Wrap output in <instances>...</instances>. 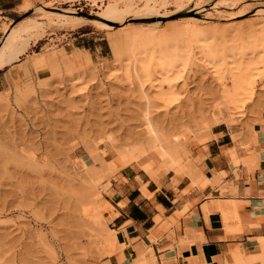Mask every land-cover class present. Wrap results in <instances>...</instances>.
Segmentation results:
<instances>
[{
	"label": "rangeland",
	"instance_id": "1",
	"mask_svg": "<svg viewBox=\"0 0 264 264\" xmlns=\"http://www.w3.org/2000/svg\"><path fill=\"white\" fill-rule=\"evenodd\" d=\"M116 1L124 4L118 0H0V43L11 28L19 32L7 49V56L17 55V60L0 69V264H107L108 256L123 248L136 250L129 261L133 264L138 258V244L133 242L139 239L118 241L107 213L111 207L103 211L104 227L96 221L94 187L100 189L99 199L107 202L112 184L125 181V171H143L142 165L153 161L160 177L154 181L169 178L177 186L187 177L191 185L184 192L194 186L214 188L213 180L197 166V152L210 139L212 127L222 122L232 130L236 143L245 141L257 161V143L264 153V74L249 70V77L255 78L252 98L240 110L233 103L239 67L264 57L263 51L253 52L254 39L237 32L232 38L229 32L228 55L225 63L220 60L223 66L197 44L187 48V36L169 32L165 37L169 25L185 22L249 27L264 20V0H155V13L148 16L139 9L144 6L140 2L130 21L77 28L41 9L88 16L102 13ZM191 14L195 16L185 18ZM151 18L158 21L154 26L159 33L151 44L135 45L125 38L127 33L119 32L123 26L125 31L144 29ZM30 20L40 27L28 33ZM117 35L122 47L116 52L111 38ZM97 45L102 48L96 49ZM180 45L184 49L179 50ZM174 48L185 50L189 61L187 65L177 62L171 72L168 62L176 53ZM78 54L89 56L91 62L76 66ZM260 66L264 69V61ZM224 105L226 117L220 111ZM146 112L171 147L181 150V165L194 163L195 183L161 163L154 151H148L149 158L140 166L119 161L124 152L146 139ZM234 150L236 146L229 149L231 158ZM229 192L224 185L217 194ZM223 216L224 221L230 220ZM108 233L116 237L112 249L104 241ZM147 248L145 244L137 264H159Z\"/></svg>",
	"mask_w": 264,
	"mask_h": 264
},
{
	"label": "crops",
	"instance_id": "2",
	"mask_svg": "<svg viewBox=\"0 0 264 264\" xmlns=\"http://www.w3.org/2000/svg\"><path fill=\"white\" fill-rule=\"evenodd\" d=\"M258 144V167L255 165L249 170L244 163L236 166L229 149L236 146L241 158L249 157L245 141L236 143L226 123L215 124L210 139L197 152V166L213 180L214 188L211 185L204 189L194 186L184 192L191 185L187 177L175 186L169 178L157 182L141 170L125 171V181L114 182L106 195L114 208H109L107 213L112 216L110 223L117 231L118 241L125 237L143 239L153 249L151 258L156 257L159 264L231 263L232 249L238 246L245 256L254 255L248 258L249 261H256L257 257L263 260L246 264H263L258 237H264V153ZM224 185H228L230 192L223 196L217 194ZM210 194L215 196L209 197ZM223 215L230 219L227 224ZM158 220L161 223L158 224ZM150 234H156L157 241L154 242ZM139 240L133 242L138 244V258L133 264H137L145 253V244ZM123 250L130 257L120 261L116 254L111 255L107 264H129L137 255L135 249Z\"/></svg>",
	"mask_w": 264,
	"mask_h": 264
},
{
	"label": "bare ground",
	"instance_id": "3",
	"mask_svg": "<svg viewBox=\"0 0 264 264\" xmlns=\"http://www.w3.org/2000/svg\"><path fill=\"white\" fill-rule=\"evenodd\" d=\"M118 1H121L122 4L123 3L124 4L120 5V2H117V1L113 2V3H109L102 13H99L96 15H88V16L80 14V13H76V12H71L69 10H59V9H55V8L50 9L48 6H47L48 8L41 7V9L44 10L45 12L51 13L52 16L56 17V19L72 26L73 28H77V27L85 25V24L88 25L89 23H93V24H97V25L110 26L113 23H122L124 21L125 22L130 21L133 18L131 17L129 19L128 17L130 16V14L133 13V11L135 10L136 7H137L136 10H138V6H139L140 2H144V6H143V8L141 7L139 9L140 10L142 9V11H144V13H146L147 16L152 15V14L154 15V13H155V10H154L155 6L153 5L154 8L152 6V1L154 3L155 0H118ZM190 12L191 11L189 10L188 13H190ZM192 13H193V11H192ZM194 16H195V14H191V15L186 16L185 18H193ZM149 23H150V25L147 26L146 28L144 27V29L128 28L127 31L123 30V29H126V26H123L125 28H122L123 31L120 30L119 32H121V34L123 32L124 35L127 33L128 36L125 35L126 36L125 38H128L129 42H134L135 45L137 44V42L139 43L142 41L143 42L148 41V43L147 42L146 43L151 44L152 41H150V40H154L157 37V35H159V33L156 32V27L154 26L155 24L158 23V21L152 20V18H151ZM107 26H105V27L108 28ZM27 27L28 28L25 31L30 33V32H32L33 29L39 28L40 25L37 24V22L35 20H30ZM263 30H264V20L262 22H258V23L255 22L253 24H250L249 27H244V26L243 27L242 26L241 27H238V26L237 27H223V26L222 27H218V26L209 27V25L203 26L202 24H200L199 22L196 21V22H191V23L185 22L182 24H171V25H169L168 30H165L166 36L164 35V32L162 33V35L165 37H168V38H169V36H168L169 32H171L170 35H172L174 37L177 34H178L177 36H180V35L184 36L185 35V38L187 36V38H186L187 41L184 42L185 44L184 43H181V44H184L188 48L189 46H191V43H195L201 49L208 51L209 55L213 59L218 60V62H219L220 60L224 61V59L226 58L225 56L228 55L227 53L225 54V50L227 47V46L225 47V45L228 42L227 40L230 38V37L228 38V36L231 34V33L229 34V32L232 31V38H234L233 32H237V35H240V36H245V37L247 36V38L250 37L251 39L253 38L254 40L251 42V44L253 45L252 50L255 53L257 51H263L264 52V35L262 34L264 32ZM167 31H168V34H167ZM260 31H263L261 33V35H260V33H258ZM18 34H19V32H18L17 28H15V29L11 28L10 30H8L6 32L2 42L0 43V69L5 67L9 63L17 60V58H18L17 55L12 56V57L7 56V49L9 48V46H11L13 44V42L15 41ZM118 35L116 37L114 36L115 38L114 37L111 38V44H112V46L116 52L119 51L118 50L119 46L122 47L119 44V43H121L120 40H122V39H120L121 36H118ZM34 36L35 35L32 34L30 37H34ZM240 36H239V38H242ZM236 38H238V37H236ZM247 38H245V39H247ZM250 38H248V39L251 40ZM170 39H172V37ZM125 40H127V39H125ZM243 40H244V38H243ZM177 43H179V42H177ZM245 43L247 44V42H245ZM122 45H123V43H122ZM139 45H141V44H139ZM177 45L179 46V44H177ZM180 46L182 47V45H180ZM181 47H178V49L179 48L184 49L183 48L184 46L182 48ZM166 48H167V46H166ZM163 51H165V50H163ZM174 51H175V48H174L173 52ZM175 52L176 53L173 55L174 57L172 55H169L170 57L171 56L173 57L172 61H170V59H169V61H170V63L168 62V65L170 64L169 66L168 65L165 66L164 63H167V60L166 61L163 60L164 61L163 67L165 66L164 68L167 69L166 67L168 66V70H171V72H173L172 70H174L173 69V68H175L174 65L177 62H180L181 65H187V63L189 61L188 55H187L185 50H182V52L181 51L179 52L176 49ZM82 55L78 54V56L75 57L74 63L76 64V66L83 67L86 64L91 62L89 56L84 55V58H83ZM163 58H164V56H163ZM165 58H167V57L165 56ZM263 61H264V57L262 59H259V60L255 59V62L254 61L250 62V64L247 65V67H245V66L239 67L240 68V75H239L240 80L237 83L238 84L237 90H236V94H235L234 99H233L235 109L240 110V107H243L246 104V102L252 98L253 84L255 82V78H253V76L249 77L248 71L249 70H250V72L256 71L255 73L257 75L264 74V69H262L263 67L260 66V63ZM221 62L222 61H220L219 64ZM224 63H225V61H224ZM224 63H223V66L225 65ZM158 64L160 66L162 65V63H158ZM220 65H222V64H220ZM171 72H169V73H171ZM168 84L172 85L170 82ZM224 106L222 108H220V111H221L222 116L226 117L227 106H225V107ZM147 112L145 113L146 115L143 116V117H145L144 119H145L146 139L143 141V143L141 145H139L137 147H133L131 150L124 152L121 155L119 161H122L123 163L124 162H129V163H134V164L136 163V164H139V166H140L141 162L146 160V158L147 159L149 158L148 157V155H149L148 151H154L156 154H158L162 158L161 163H164L165 165H167L168 168H171V169L173 168L174 170L178 171V173H180V174L187 175L188 177H190L192 179V182L195 183L197 171H196V168L194 166V163L191 161L189 163L187 162V163L181 165V160H180L181 150L178 148H172L171 147V145H170L171 142H169L163 138L160 130L157 128V126L151 120V117L149 116L150 113H147ZM234 152H236V150H234ZM238 156L239 155L237 154V152L234 155H232L233 164L244 163L245 165H247V169H249V170H251V169L253 170V167L255 165H256V168L258 167L257 163L260 161H257V159L253 153H250V156L248 155L249 157H246V158H240V156L239 157ZM147 162H149V161H147ZM147 162H145L146 164L144 163L141 167L143 169V171L150 177V179H153V180L159 179L160 177H158V169H156L154 166L155 162H153V161H150L149 163H147ZM124 164H122V165H124ZM158 166H159V164H158ZM159 167H157V168H159ZM250 173H251V171H250ZM215 180L218 181V177H215ZM92 194H93L92 197H94L93 198V202H94V206H95L94 209H96V211H98V214H99L97 216L96 215L97 212L95 211L96 212L95 215L97 216L96 221L98 219V221L100 222L99 224L102 225L103 223H106V221L102 222V220H103L102 218L104 215L103 211L109 207H111V209H114V208L112 205L107 206V204H109V203H107L108 201L106 202L104 200L99 199L100 195H101L99 188L94 187V191L92 192ZM113 213L111 215H113ZM113 216H115V215H113ZM109 218L112 219V216H109ZM156 222H158V224L161 223L160 220H158ZM228 222H229V220L225 221V224H227ZM102 226L104 227L105 224H103ZM258 238H259V242H260L261 254L263 257L264 256V237H258ZM151 239L154 242L157 241V235L156 234L151 235ZM104 241L112 249L114 247V244L116 243V237L112 233H108L107 236L105 237ZM248 245H250V244L248 243ZM149 253L151 255L154 254L152 247L149 248ZM251 256H254V255H251ZM251 256L250 255L245 256L244 254H242L240 252L239 246H238V247H236V249H232V258L233 259H232L231 263L226 262V264H246L247 262L253 263L254 260L253 261L248 260V258H250ZM255 256H258V255H255ZM117 257L120 261H123L126 257H130V256L128 253H126L125 250L121 249L118 252ZM254 259H255V257H254ZM259 259L257 257L256 261ZM260 260L263 262L262 258ZM256 261H254V262H256Z\"/></svg>",
	"mask_w": 264,
	"mask_h": 264
}]
</instances>
